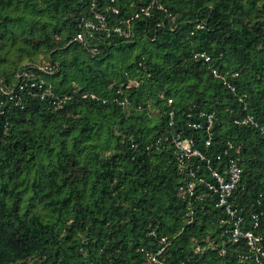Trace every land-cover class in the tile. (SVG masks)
I'll list each match as a JSON object with an SVG mask.
<instances>
[{
  "label": "trees",
  "instance_id": "obj_1",
  "mask_svg": "<svg viewBox=\"0 0 264 264\" xmlns=\"http://www.w3.org/2000/svg\"><path fill=\"white\" fill-rule=\"evenodd\" d=\"M144 3L108 35L81 20L136 0H0V264H256L231 229L264 248V0ZM230 157L233 216L207 186Z\"/></svg>",
  "mask_w": 264,
  "mask_h": 264
},
{
  "label": "built area",
  "instance_id": "obj_2",
  "mask_svg": "<svg viewBox=\"0 0 264 264\" xmlns=\"http://www.w3.org/2000/svg\"><path fill=\"white\" fill-rule=\"evenodd\" d=\"M113 2V0H110ZM153 0H151L152 2ZM136 2L139 3V10L135 11L132 15L126 16L118 20V24L115 26H108V21L106 17L99 12L93 13V19H82L81 24L83 29L89 30V32L92 33V31L95 30H101L104 29L107 34L109 35L110 31H114L119 34H130L131 24L132 20L141 17V16H150L151 14V7L152 3L145 4L144 0H136ZM96 5V2L93 1L91 3V9L94 10V7ZM111 12L114 14H117L119 12L117 7H112ZM123 26V27H122ZM75 40L79 42H84V35L83 32H77L75 35ZM96 50L95 48L93 49ZM193 57L195 59L202 58L204 62H208L210 60V56L206 54L205 52H195ZM43 69L45 71H51L50 66H44ZM212 74L216 78L222 79L223 83L230 88L231 91H234V86L230 84L228 81V75L218 73L217 71L213 70ZM26 73H20L18 76H24ZM233 76H236V74H233ZM232 77V76H231ZM168 102L171 103V99H168ZM207 120L209 123L212 121V116L207 115ZM235 123L237 124H246L251 123L254 124V126H258L255 120L251 115H247L242 120L236 119ZM192 126L197 127L198 124L194 123ZM262 131L264 132V127L262 128ZM173 142L177 150L179 151V158H186L190 156H198L200 158H203V155L201 152L197 149L192 148V141L191 140H182L178 137L173 138ZM208 143V142H207ZM231 148V145H229ZM219 158V156L217 157ZM242 172V168L238 162V158L236 157H230L228 159V165L226 166L225 171L222 173L213 170L212 171V177H214L213 183H208V189L212 190L217 195V205L224 206L226 213L230 216H233L234 210L230 207L229 199L232 196V191L235 187L236 182L240 179V175ZM190 186V185H189ZM242 217H236L234 220V227L231 229V236L234 241L239 240L242 238L245 242L246 247L248 248V252L253 256L254 261L256 264H264V248L262 245L259 244L260 236L255 235L250 229H242L241 223H242ZM254 224L253 227L257 226V217L253 215ZM150 261L156 262V258L153 255H149ZM163 264V263H162Z\"/></svg>",
  "mask_w": 264,
  "mask_h": 264
}]
</instances>
